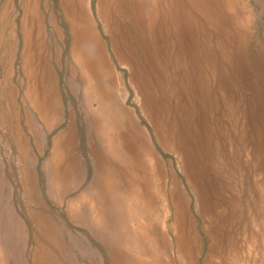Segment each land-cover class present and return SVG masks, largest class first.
Listing matches in <instances>:
<instances>
[{"label":"rangeland","instance_id":"1","mask_svg":"<svg viewBox=\"0 0 264 264\" xmlns=\"http://www.w3.org/2000/svg\"><path fill=\"white\" fill-rule=\"evenodd\" d=\"M27 1L0 0L3 264H124L129 257L140 264H189L180 253L178 206L183 232L196 243L193 264H264V66L249 63L260 95L244 94L250 108L242 104L221 145L202 148L194 161L180 141L181 124L188 118L187 107L177 108L186 101L180 81L171 67L156 64L161 82L156 94L168 107L163 116L146 96L157 86L148 78L157 70L146 69L153 61L134 38L139 31L147 45L137 28L136 6L158 11L163 0H84L86 23L102 46L113 83L107 69L94 72L88 65L98 56L85 53L84 64L74 55V21L63 1L36 0L30 22L42 39L40 69L52 120L27 97ZM240 3L252 21L249 53L264 56V2ZM116 33L132 38L122 48L123 58L114 46ZM212 83L209 78L208 91ZM163 118L160 131L156 121ZM218 120L228 123L226 114ZM69 135L71 144L58 148ZM73 159L76 171L70 172ZM194 163L207 172H193Z\"/></svg>","mask_w":264,"mask_h":264},{"label":"bare ground","instance_id":"2","mask_svg":"<svg viewBox=\"0 0 264 264\" xmlns=\"http://www.w3.org/2000/svg\"><path fill=\"white\" fill-rule=\"evenodd\" d=\"M62 1L67 14L74 21V55L78 60L83 61L84 64L88 63V61L85 63V53H90L91 56L93 54L98 56L95 61L90 62L88 65L94 72L101 71L103 68L107 69L113 83L114 76L104 58L102 46L92 32L90 25L86 23L88 21L85 18L84 0ZM35 3L36 0H28L25 4L29 12L28 19L24 23L25 49L23 60L24 71L29 80L27 97L40 110V113H44L48 120H52L54 114L49 104L46 75L40 69L42 64V39L40 38V32L36 30L35 23L30 22V16L34 14ZM135 13L137 28L143 31L141 37L146 39L145 43L147 45L144 46L142 44L139 31L135 33L134 38L139 43V46L143 48L146 59L153 61L146 65V69L150 72L157 70V72H153V77L148 76L151 82L154 81L157 86L153 91H150V94L147 92L146 96L152 102L156 101V105H158L163 116H165L168 107L160 101L156 94L159 87H161L160 71L156 64L161 63L162 67H171L180 81V87L186 100L184 103L179 104L177 108H188V118L183 120L181 124L180 141L188 147L187 149L191 152L193 160L196 161L197 155L200 154L202 148L210 146L215 149L221 145L220 138L228 136V126L234 124L233 122L236 120L234 116L237 109L242 108V104H249L250 108L249 97L247 99L244 94L252 92L256 96L260 95L261 88L259 89V87L257 88L254 85L249 71L251 68L250 64L255 67L264 66V56L250 55V49L247 48V39L252 26L250 13L246 6L240 3V0H163L162 6L158 11L154 9L146 10L144 6L138 4ZM113 36L115 49L116 51L118 50L119 55L123 58V47L125 49L126 46L129 47L132 38L122 35L120 39L118 33ZM162 67L159 66V68ZM209 78L213 80V83L212 88L210 87L208 91L207 81ZM40 79L42 83L39 84ZM262 88L264 87L262 86ZM220 113L222 115L226 114V121L228 122L226 125H222L219 122ZM13 118L12 116V123H14ZM192 120L196 122L193 127L190 125ZM156 122L159 124L158 128L161 131L162 127H164V118ZM168 125L170 130L174 129L172 122H168ZM61 140L60 143H57L58 148L61 143L68 147L71 144L72 137L69 135ZM135 141L137 145H140L139 140L136 139ZM75 165L76 160L73 159L69 168L70 172L76 171ZM192 166H194L193 172L195 173L200 172L203 175L207 172L206 168L198 163H194ZM157 168L159 167L157 166ZM155 178L154 180H156ZM101 181L100 179L96 186H99ZM177 195V192L174 191L173 198L175 199ZM182 215V207L178 206L176 224L179 231L184 234ZM117 217L119 218V216ZM147 229L149 230V228ZM182 234H179L182 242L179 244L181 256L189 264H193L194 254L197 250L196 243L192 244L193 241L187 237L188 235L184 234L185 236H182ZM144 235L146 236V234ZM143 261L146 264H152L150 261ZM0 264H3L1 256ZM124 264H140V262H138L136 257H129Z\"/></svg>","mask_w":264,"mask_h":264},{"label":"crops","instance_id":"3","mask_svg":"<svg viewBox=\"0 0 264 264\" xmlns=\"http://www.w3.org/2000/svg\"><path fill=\"white\" fill-rule=\"evenodd\" d=\"M63 7H64V6H63ZM64 11H66L65 8H64ZM68 16H69V15H68ZM66 132H67V131L62 132L61 135L64 134V133H66ZM61 135H60V136H61ZM58 139H59V138H58ZM177 200H178V197L175 198V201H177ZM177 214H178V208H177Z\"/></svg>","mask_w":264,"mask_h":264}]
</instances>
